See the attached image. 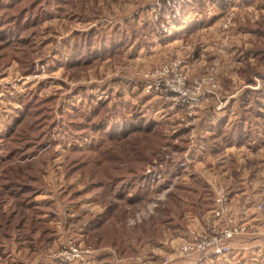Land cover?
Masks as SVG:
<instances>
[{"label":"rangeland","instance_id":"rangeland-1","mask_svg":"<svg viewBox=\"0 0 264 264\" xmlns=\"http://www.w3.org/2000/svg\"><path fill=\"white\" fill-rule=\"evenodd\" d=\"M232 144L264 150V0H0V264H205Z\"/></svg>","mask_w":264,"mask_h":264},{"label":"crops","instance_id":"crops-1","mask_svg":"<svg viewBox=\"0 0 264 264\" xmlns=\"http://www.w3.org/2000/svg\"><path fill=\"white\" fill-rule=\"evenodd\" d=\"M226 156L227 160L218 162V168L215 169L218 173L209 167L207 164V181L211 185V192L216 185L225 186L230 192L233 200L238 203L251 202L252 204L262 202L264 203V150L259 148L251 151L250 156H243V152L239 151L242 145H228ZM237 151L234 153V151ZM233 153L229 159V152ZM217 154V153H214ZM212 154V155H214ZM208 156H206L207 159ZM214 157V156H212ZM229 159V160H228ZM207 161V160H206ZM205 162V161H202ZM216 174V175H215ZM213 194V193H212ZM246 204V203H245ZM253 211V207L251 208ZM253 211V215H254ZM258 215L252 222L251 234L238 237L233 242V253L236 262H240L239 258H245L246 253L252 247L264 246V211L258 212ZM252 215V217H253ZM174 236L173 238H175ZM172 238V236H171ZM177 238V237H176ZM174 241L176 239H173ZM263 248V247H258ZM238 255L239 258H238ZM220 259V260H217ZM244 260V262H246ZM205 264H221V258L216 256H209L204 261Z\"/></svg>","mask_w":264,"mask_h":264},{"label":"built area","instance_id":"built-area-1","mask_svg":"<svg viewBox=\"0 0 264 264\" xmlns=\"http://www.w3.org/2000/svg\"><path fill=\"white\" fill-rule=\"evenodd\" d=\"M152 75L158 77L165 74L163 70L156 69ZM179 86L180 84L177 86L178 89ZM213 190V206L202 216L200 227L192 229L190 237L180 247V251L187 259H199L204 262L209 256L226 255L232 252L233 242L238 237L252 233L251 202H245L240 210L236 208V202L225 186L216 185ZM263 210L264 203L259 202L254 213ZM78 250L74 247L71 250L69 248L63 255L71 260L74 254H78Z\"/></svg>","mask_w":264,"mask_h":264},{"label":"trees","instance_id":"trees-1","mask_svg":"<svg viewBox=\"0 0 264 264\" xmlns=\"http://www.w3.org/2000/svg\"><path fill=\"white\" fill-rule=\"evenodd\" d=\"M205 189L208 190L207 187H205ZM207 193V197H202V208H200L201 211H205V210H208L212 207V204H213V195H212V192H210L209 190L206 192ZM206 193H203L202 196L206 195ZM180 207V206H179ZM195 207V206H194ZM168 211L170 212L171 210L168 209ZM103 215L105 214H102V217H104ZM183 217V215H182ZM158 224V223H157ZM34 230V229H32ZM48 230V229H47ZM46 233V230H43L41 232V235H45Z\"/></svg>","mask_w":264,"mask_h":264}]
</instances>
